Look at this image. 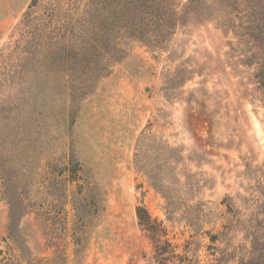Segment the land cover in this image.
<instances>
[{
	"label": "rangeland",
	"instance_id": "374dc122",
	"mask_svg": "<svg viewBox=\"0 0 264 264\" xmlns=\"http://www.w3.org/2000/svg\"><path fill=\"white\" fill-rule=\"evenodd\" d=\"M162 1L0 0V264H264V0Z\"/></svg>",
	"mask_w": 264,
	"mask_h": 264
},
{
	"label": "trees",
	"instance_id": "16d2710c",
	"mask_svg": "<svg viewBox=\"0 0 264 264\" xmlns=\"http://www.w3.org/2000/svg\"><path fill=\"white\" fill-rule=\"evenodd\" d=\"M164 4V1L162 0H116L114 8H115V14L119 21L124 23V27L129 31L133 32V34L139 33V35H142L144 31V27L146 25V19L143 16V13L145 12V8L147 11L152 12L151 7L158 8L159 5ZM171 9L169 8L167 11H164V13L156 15V19H158V23L161 24L164 28H166L169 24L172 23L173 19L171 15ZM139 22H144L145 25H142ZM167 29V28H166ZM138 35V34H136ZM138 35V36H139ZM145 35V34H143ZM144 37V36H139ZM259 85L264 91V65L262 67L261 74L259 76ZM138 218L142 224L145 225L146 230L151 234V237L161 236V229L159 228V225L156 222H153L149 214L143 210H138ZM165 245L167 247H170L171 244L169 242H166ZM167 247H159L157 249L158 255L162 256L164 255V252L166 251ZM173 252V251H172ZM177 260H179L181 263L184 262V258L181 256L175 257ZM161 261L168 262L171 261L169 258H162Z\"/></svg>",
	"mask_w": 264,
	"mask_h": 264
}]
</instances>
